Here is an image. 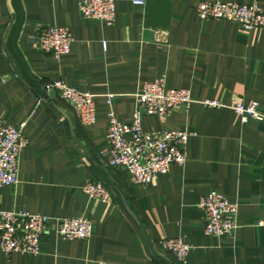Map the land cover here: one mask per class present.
I'll list each match as a JSON object with an SVG mask.
<instances>
[{"label":"crops","instance_id":"1","mask_svg":"<svg viewBox=\"0 0 264 264\" xmlns=\"http://www.w3.org/2000/svg\"><path fill=\"white\" fill-rule=\"evenodd\" d=\"M77 1L17 0L12 46L41 88L61 79L92 93L91 125L81 124L56 91L40 96L21 76L6 48L14 10L11 0H0V118L26 120L18 180L0 186V211L85 217L92 231L85 240L48 232L37 254L0 251V264H264V120L242 121L230 107L255 101L264 112V27L201 18L193 8L199 0H172L168 29H153L145 40L144 4L115 0L114 21L106 25L82 16ZM220 1L256 3L264 11V0ZM50 24L68 28L67 54L38 49V33ZM159 76L167 87L189 89L193 100L162 116L141 111V127L188 132L186 159L141 185L109 165L107 111L130 123L135 94ZM206 99L223 105L209 107ZM88 181L100 182L108 200L86 194ZM210 191L237 204L230 235L204 232L205 213L196 204ZM166 237L189 245L185 262L159 246Z\"/></svg>","mask_w":264,"mask_h":264},{"label":"built area","instance_id":"2","mask_svg":"<svg viewBox=\"0 0 264 264\" xmlns=\"http://www.w3.org/2000/svg\"><path fill=\"white\" fill-rule=\"evenodd\" d=\"M143 5L144 0H131ZM77 6L85 18H93L111 25L115 18V0H78ZM193 8L201 18H212L237 22L243 29L264 27V11L256 3L224 2L220 0H199ZM72 36L68 28L47 25L38 33V49L54 57L70 51ZM105 42L102 46L105 47ZM46 93L56 91L60 98L70 103L79 122L91 125L95 122L93 94L67 85L61 79L43 84ZM107 103H110V98ZM136 108L130 123L120 121L111 109L107 111L108 126L106 139L110 154L109 165L122 168L134 183L147 185L158 175L165 174L171 165L183 164L185 144L189 133L183 130H161L149 132L141 127V111L148 115L162 116L169 110L187 106L193 100L187 88H171L163 76L144 82L135 94ZM209 107H219V100L202 101ZM230 107L242 121L247 118L264 120V112L255 101L244 106L237 101ZM26 120L10 124L0 118V186L17 183L19 155L26 144L23 134ZM83 190L90 197L107 201L109 191L100 183L88 181ZM204 210V232L220 236L230 235L237 227V204L218 192L210 191L201 196L196 204ZM262 224V222H258ZM92 223L85 217L51 218L27 210L0 211V251L5 254L33 253L40 251V240L48 232H54L63 239H87ZM159 246L172 254L178 262H185L189 245L180 237H166L159 240ZM86 264H102L86 263Z\"/></svg>","mask_w":264,"mask_h":264},{"label":"water","instance_id":"3","mask_svg":"<svg viewBox=\"0 0 264 264\" xmlns=\"http://www.w3.org/2000/svg\"><path fill=\"white\" fill-rule=\"evenodd\" d=\"M171 3L172 0H144L143 39L150 40L153 29H168L171 16ZM11 4L14 10L15 18L7 37L6 48L13 58L21 76L40 96H45V90L39 86L35 79L30 77L12 46V40L20 22L21 13L17 0H11Z\"/></svg>","mask_w":264,"mask_h":264}]
</instances>
